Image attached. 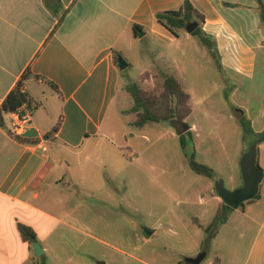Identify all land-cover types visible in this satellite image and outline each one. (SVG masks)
<instances>
[{
    "label": "crops",
    "instance_id": "0c3cea01",
    "mask_svg": "<svg viewBox=\"0 0 264 264\" xmlns=\"http://www.w3.org/2000/svg\"><path fill=\"white\" fill-rule=\"evenodd\" d=\"M185 1L0 0V107L30 71L24 90L31 97L33 111L16 133L38 140L21 143L0 126V264H40L42 260L33 245L22 239L19 225L35 231L42 255L51 264L54 250L64 246L63 216L67 209L74 212L77 208L70 196L67 199L65 184L81 186L84 167L106 168L115 149H128L125 156L129 159L136 156L128 138L135 132L120 135L116 122L122 114H112L127 84L114 54L122 53L129 68L127 48L146 43L155 58L153 68L176 75L169 69L177 65L179 56H187L181 41L191 34L183 31L177 37L158 22L157 14L180 10ZM189 1L204 17V32L217 42L225 80H255L259 53L264 51L257 0ZM134 25L142 27L143 37L141 32L135 35ZM149 71L151 67L144 73ZM61 118L58 133L48 136ZM254 120H250L252 126ZM133 123L130 128H136ZM185 123H181L185 126L182 134L196 132L195 125ZM8 124L14 131L12 114ZM119 136L126 147L114 141ZM211 194L219 197L212 189ZM218 200L220 206L222 200ZM262 202L250 203V208L242 210L243 217L259 224L251 213L254 207L263 210ZM246 233L242 230L241 237ZM209 264H222V259L216 257ZM244 264H264V217Z\"/></svg>",
    "mask_w": 264,
    "mask_h": 264
},
{
    "label": "rangeland",
    "instance_id": "374dc122",
    "mask_svg": "<svg viewBox=\"0 0 264 264\" xmlns=\"http://www.w3.org/2000/svg\"><path fill=\"white\" fill-rule=\"evenodd\" d=\"M181 43L188 54L179 56L169 71L192 97L185 125L197 130L186 135L189 150L199 163L214 169V178L197 175L189 167L177 135L185 131L183 124L130 128L136 119L135 101L125 90L112 114H122L116 122L120 135L135 132L128 138L136 156L129 159L128 149H115L106 168L84 167L81 186L65 184L67 199L70 196L77 208L67 209L63 216L64 246L54 250L51 264H189L202 254L206 257L201 264L213 263L216 257L222 264L245 263L264 217L262 206L251 213L259 224L243 217L242 210L252 206L246 203L230 212L231 221L217 238H211L205 227L219 206V197L211 194V189L217 194V182L223 180L231 191L243 186L240 161L256 136L246 135L236 119L246 115L247 120L255 119L256 133L264 130V51L259 53L255 80L227 76L225 80L197 37H183ZM127 57L131 63L123 74L127 80L148 93L157 89L164 73L153 68L155 58L147 44L127 48ZM150 67L149 79L143 81L141 76ZM114 141L126 147L121 136ZM258 149L264 171V143ZM260 193L257 200L264 204V180Z\"/></svg>",
    "mask_w": 264,
    "mask_h": 264
},
{
    "label": "trees",
    "instance_id": "16d2710c",
    "mask_svg": "<svg viewBox=\"0 0 264 264\" xmlns=\"http://www.w3.org/2000/svg\"><path fill=\"white\" fill-rule=\"evenodd\" d=\"M260 6L261 13V22L264 26V1L257 0ZM158 22L163 25L166 29L172 32L177 37L186 30V27L193 22H198L199 27L191 34L192 36L197 37L200 44L211 54L215 60L216 66L220 71H222V64L220 60V55L217 47V42L211 36L206 34L202 28V23L204 22V17L197 11L193 4L186 0L180 10L177 11H167L157 14ZM133 30L135 35H138L142 31V27L139 25H134ZM124 58L122 53L115 52L114 61L115 64L120 68L119 59ZM125 71H122V74H125ZM149 73L146 72L141 76L143 81L149 79ZM162 80L158 85V88L153 92L148 93L141 85L137 82L130 81L128 79L125 89L131 94L135 101L134 112L136 113V119L133 125L136 128L144 129L150 127L154 124L161 122H178L185 123V121L190 117L192 113V99L191 95L186 91L185 86L174 74H161ZM32 74L30 71H27L23 75V79L19 81L16 87L7 95L0 107V126L8 130L10 135L21 143L36 144L38 140H28L18 136L13 129L9 127L8 116L11 114H18L20 118H24L28 112L33 111L32 100L30 95L24 90V78L31 77ZM39 78V76H35ZM51 87L58 91V87L49 82ZM62 118L59 119L55 127L51 130L48 136L56 135L62 125ZM239 122L244 129L246 135H255L256 140L251 144L260 145L264 143V130L261 133H256L253 129L252 123L250 120H247L245 117L239 119ZM191 134L190 131L185 134L180 135L181 147L185 153V156L188 159L189 167L200 176L208 177L213 179L215 176V171L213 168L201 164L196 160L195 152L189 150V145L186 140V135ZM218 196V194H217ZM261 193L257 197L247 202V204L252 203L253 201L259 199ZM246 204V203H245ZM242 205V207L245 206ZM233 211L232 208L224 204H220L218 211L213 219V221L205 227V231L211 238H214L220 232L221 227L227 223L230 212ZM199 227H203L201 224H198ZM19 231L21 237L24 241L33 245L38 243L37 235L35 231L26 225H19ZM210 239V238H209ZM42 259L40 264H47L45 257L40 256ZM181 264H186L181 263Z\"/></svg>",
    "mask_w": 264,
    "mask_h": 264
},
{
    "label": "water",
    "instance_id": "95a60500",
    "mask_svg": "<svg viewBox=\"0 0 264 264\" xmlns=\"http://www.w3.org/2000/svg\"><path fill=\"white\" fill-rule=\"evenodd\" d=\"M199 27L198 22L190 23L186 27V32L192 34ZM144 33H140V37H143ZM120 70L124 71L128 68L129 64L123 58L119 59ZM189 127V126H187ZM241 174L243 178V186L239 189L231 191L226 188L223 180L217 182L215 189L224 204L238 210L245 203L254 200L260 193L261 184L264 180V171L259 165V149L257 144H251L247 152L242 156L240 161ZM148 236L151 232L147 233ZM35 255L41 256L44 253V249L39 243L33 244ZM206 254H202L199 257L189 261V264H201L204 261Z\"/></svg>",
    "mask_w": 264,
    "mask_h": 264
},
{
    "label": "built area",
    "instance_id": "2783aa9c",
    "mask_svg": "<svg viewBox=\"0 0 264 264\" xmlns=\"http://www.w3.org/2000/svg\"><path fill=\"white\" fill-rule=\"evenodd\" d=\"M12 115H13V127H14V131L16 133V131H18L19 129H21L23 127V125L27 121L26 120L27 117L25 116L24 118H20V116L18 114H12Z\"/></svg>",
    "mask_w": 264,
    "mask_h": 264
}]
</instances>
